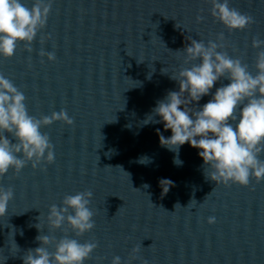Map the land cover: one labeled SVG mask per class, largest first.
I'll return each instance as SVG.
<instances>
[{
	"label": "water",
	"instance_id": "obj_1",
	"mask_svg": "<svg viewBox=\"0 0 264 264\" xmlns=\"http://www.w3.org/2000/svg\"><path fill=\"white\" fill-rule=\"evenodd\" d=\"M31 2L22 0L27 7ZM210 7L208 0H52L32 51L17 44L12 57H0V74L25 95L29 115L38 119L63 109L73 120L41 128L53 145L52 164L33 169L29 163L18 174L0 176V186L14 193L0 216V262L22 264L20 256L39 246L38 234L59 240L65 228L80 243L97 245L84 264H111L113 256L128 264L133 247V264H264V180L248 187L215 184L187 143L179 149L182 165H174V153L156 134L160 129L167 137L170 130L142 123L158 100L178 90L169 75L188 66L175 52L187 37L207 43L223 33L222 50L255 73L258 49L251 41L264 39V0H230V7L253 18L242 31L229 32ZM42 35L50 37L43 44ZM41 50L55 60L40 57ZM140 157L150 162L138 163ZM162 178L173 182L163 195ZM83 191L92 192L93 229L80 237L66 224L50 229L48 208Z\"/></svg>",
	"mask_w": 264,
	"mask_h": 264
},
{
	"label": "clouds",
	"instance_id": "obj_2",
	"mask_svg": "<svg viewBox=\"0 0 264 264\" xmlns=\"http://www.w3.org/2000/svg\"><path fill=\"white\" fill-rule=\"evenodd\" d=\"M208 3L211 5L210 15L229 32L245 30L254 22L251 16L230 7V0H208ZM51 4L52 0H32L31 6L27 7L22 0H0V57H12L17 44H23L28 52L32 51L30 45L37 33L45 28ZM44 37L50 38L42 35L41 44ZM223 39V33L207 43L203 39L187 37V43L175 52H182V64L188 66L169 75L178 90H169L158 100L142 123H160L164 131L170 130L167 137L160 129H156V134L160 146L174 153V165H182L179 149L187 143L198 150L207 180L215 184L248 187L253 179L256 183L264 180V159L261 158L264 155V39L254 37L251 41V47L258 49L254 74L240 58H233L222 50ZM38 55L49 62L56 58L53 52L44 50ZM161 73L168 74L162 69ZM150 76L151 73L148 78ZM204 97H208L207 101L200 104ZM25 99L12 81L0 74V176L10 170L18 174L29 163L33 169L41 163L52 164L55 159L53 145L41 128L56 121L69 126L73 124L63 109L38 119L29 115ZM137 162L147 164L150 160L140 157ZM159 186L163 195L173 182L162 178ZM13 195L11 187L0 186V216L5 214ZM91 198V191L65 195L59 207L52 204L48 208V227L60 229L66 224L75 237L91 231L94 227V212L89 207ZM40 216L41 213L37 217L39 222L34 225L39 233ZM207 223H215V217H208ZM64 231L59 240L38 234L35 240L39 246L20 256L22 264H84L97 245L80 243L70 237L65 228ZM50 245L54 247L53 251H49ZM17 250V244L12 243L10 251L15 253ZM137 252L138 249L133 247L128 264H133ZM111 264H122L121 258L113 256Z\"/></svg>",
	"mask_w": 264,
	"mask_h": 264
}]
</instances>
